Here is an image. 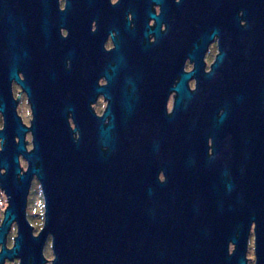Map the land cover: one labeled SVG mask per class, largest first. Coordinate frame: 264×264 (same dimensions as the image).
<instances>
[{
  "label": "flooded vegetation",
  "instance_id": "af4514ba",
  "mask_svg": "<svg viewBox=\"0 0 264 264\" xmlns=\"http://www.w3.org/2000/svg\"><path fill=\"white\" fill-rule=\"evenodd\" d=\"M254 3L0 0V153L7 150L10 165L15 154L19 168L6 173L0 167V252L10 251L28 228L37 237L45 223L41 183L26 172L36 117L64 115L76 142L85 132L94 141L102 117L103 127L114 117L117 133L133 82L142 84L139 92L155 89V100L162 98V116L155 109L161 122L155 124V197L228 193L240 122L255 120L256 113L264 119V71L256 68L264 66L258 55L264 46L255 45L264 14L255 13ZM217 57L215 75L207 76ZM152 66L164 76L153 78ZM176 68L196 72L184 80ZM179 82L190 95L183 109L175 105ZM101 150L106 155L109 147ZM51 245L45 235L44 264L54 257ZM228 246L231 253L234 245ZM20 261L3 256L0 264Z\"/></svg>",
  "mask_w": 264,
  "mask_h": 264
},
{
  "label": "water",
  "instance_id": "95a60500",
  "mask_svg": "<svg viewBox=\"0 0 264 264\" xmlns=\"http://www.w3.org/2000/svg\"><path fill=\"white\" fill-rule=\"evenodd\" d=\"M254 4L255 13L264 14V0ZM255 38L256 46H264V34ZM219 57L207 76L215 75ZM174 71L184 80L196 72ZM152 72L153 78L164 76L155 66ZM131 84L134 91L121 104L118 139L114 117L106 127L104 117L98 119L94 141L85 132L80 142L72 138L64 115L36 117L26 172L41 183L45 223L37 237L29 228L17 237L10 251L0 252V260L16 255L20 264H44L42 244L50 235L51 264H247L254 224V264H264V119L256 113L255 120L240 122L234 187L227 182L228 193L155 197V124L161 123L155 109L162 116V98L155 100V89L139 92L140 81ZM175 89V105L183 109L181 101L190 95L183 82ZM102 146L109 147L106 155ZM126 148L132 152L124 156ZM16 150H23L21 143ZM9 157L3 149L0 167L18 173L16 155L12 165Z\"/></svg>",
  "mask_w": 264,
  "mask_h": 264
},
{
  "label": "rangeland",
  "instance_id": "374dc122",
  "mask_svg": "<svg viewBox=\"0 0 264 264\" xmlns=\"http://www.w3.org/2000/svg\"><path fill=\"white\" fill-rule=\"evenodd\" d=\"M249 250H248V256H251L252 257V261H251V263L250 264H253V262H254V252H253V244H252V240L249 242ZM52 253L50 252V250L48 251V256L50 257V256H52L51 255Z\"/></svg>",
  "mask_w": 264,
  "mask_h": 264
}]
</instances>
